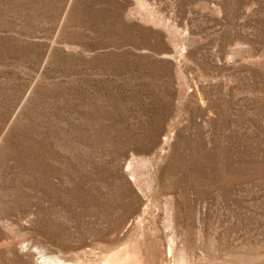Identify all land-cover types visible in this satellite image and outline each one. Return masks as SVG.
Masks as SVG:
<instances>
[{"label":"rangeland","instance_id":"374dc122","mask_svg":"<svg viewBox=\"0 0 264 264\" xmlns=\"http://www.w3.org/2000/svg\"><path fill=\"white\" fill-rule=\"evenodd\" d=\"M170 198L177 257L264 264V0H0V264L166 250Z\"/></svg>","mask_w":264,"mask_h":264},{"label":"bare ground","instance_id":"6f19581e","mask_svg":"<svg viewBox=\"0 0 264 264\" xmlns=\"http://www.w3.org/2000/svg\"><path fill=\"white\" fill-rule=\"evenodd\" d=\"M161 154L162 151L159 155ZM174 208V202L170 198L163 225L166 250L161 228H158L159 209L155 208L150 214V222L146 220V222L148 221L146 224L144 220V222L138 220L123 236L101 244L93 250L90 258L84 264H194L186 251H183V256L177 257L176 248L172 244V242L177 243L178 241ZM172 229L175 230V235L172 233ZM190 257L193 258L191 252ZM197 260L203 264L202 260ZM222 264H247V262L243 252L234 250L227 254Z\"/></svg>","mask_w":264,"mask_h":264}]
</instances>
